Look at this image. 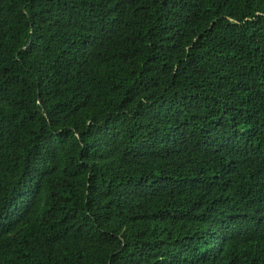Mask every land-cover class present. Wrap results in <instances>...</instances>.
<instances>
[{
    "label": "trees",
    "instance_id": "obj_1",
    "mask_svg": "<svg viewBox=\"0 0 264 264\" xmlns=\"http://www.w3.org/2000/svg\"><path fill=\"white\" fill-rule=\"evenodd\" d=\"M0 264H264V0H0Z\"/></svg>",
    "mask_w": 264,
    "mask_h": 264
}]
</instances>
